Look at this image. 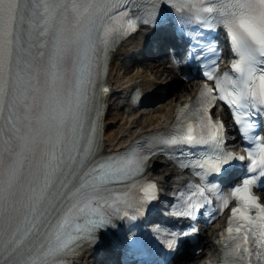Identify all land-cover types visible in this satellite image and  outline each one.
Returning a JSON list of instances; mask_svg holds the SVG:
<instances>
[{
  "label": "snow or ice",
  "instance_id": "1",
  "mask_svg": "<svg viewBox=\"0 0 264 264\" xmlns=\"http://www.w3.org/2000/svg\"><path fill=\"white\" fill-rule=\"evenodd\" d=\"M164 4L179 13L192 11L185 0H0V264H72L70 258L98 245L102 233H119L117 220L138 217L123 210L132 207L127 193L112 194L134 187L158 151L210 144L215 154L191 166L201 171L210 166L214 173L245 161L222 150L225 125L214 121L210 111L219 100L245 114L234 123L243 125L246 134L255 127L254 117L264 121V0H215L198 10L214 13L203 18L209 29L217 23L226 28L235 75H214L215 62L203 73L215 86L206 84L199 93L186 127L178 123L169 137L158 133L143 144L102 154L97 133L103 98L110 91L103 81L108 57L138 24H158ZM188 108L185 104L180 113ZM248 138L258 148V160L248 153L253 171L261 169L264 176V139ZM254 180L245 179L231 192L243 204L231 209L226 229L235 244L226 255H235L237 264L253 251L256 264H264V203L249 190ZM154 189V182L140 189V208L157 199ZM196 189L186 202L181 199L173 215L195 221L204 207L197 197L210 203L205 189ZM196 232L194 223L171 232L167 248L177 249L181 239ZM123 242L133 251L139 234L129 228Z\"/></svg>",
  "mask_w": 264,
  "mask_h": 264
},
{
  "label": "bare ground",
  "instance_id": "2",
  "mask_svg": "<svg viewBox=\"0 0 264 264\" xmlns=\"http://www.w3.org/2000/svg\"><path fill=\"white\" fill-rule=\"evenodd\" d=\"M132 44L135 45V42L130 41V43H126L122 48H120L113 61L112 77L115 81L114 90L116 94L111 100L112 107L108 112V118L106 120V139L108 150H115L124 146L126 141L142 132L168 125L174 118L177 103L181 102L184 97L195 92V84L187 83L182 85L179 83L177 85L178 87H176L174 86L176 81L168 80L171 82V87L173 89L177 90V88H179L180 91H174V96L170 95L167 97L168 99L165 98L163 100L165 101L167 99L164 103H158L154 111L148 112L144 116V119L140 120L138 116L133 113L127 115L122 114L120 111L122 108L119 106L121 101L118 100V98L120 95L125 94L132 83H140L145 89L149 90L153 88L155 84L166 81L168 77H165L162 71H167L168 67L162 69L155 63H151L149 67H138L136 69L128 67L127 73L125 74L126 71H122L125 68L123 63L125 64L127 54H134V52H132ZM152 160L156 168L163 166V163L160 162L162 160L159 157L154 156ZM158 177L164 181V176L162 174H158ZM169 177L170 176H167L166 178ZM204 244L208 248L206 251L204 250V252H202V254L199 256H202L201 258H203L205 255H207L211 258L213 254H209V250H211L214 245V239L206 236V238H204ZM207 256H205L203 259H205ZM196 261V264H204L203 260L201 261L200 259H197ZM187 264L193 263L188 262Z\"/></svg>",
  "mask_w": 264,
  "mask_h": 264
},
{
  "label": "rangeland",
  "instance_id": "3",
  "mask_svg": "<svg viewBox=\"0 0 264 264\" xmlns=\"http://www.w3.org/2000/svg\"><path fill=\"white\" fill-rule=\"evenodd\" d=\"M168 97H169V96H168ZM167 99H168V98H167ZM167 99H166V100H167ZM166 100H165V101H166ZM165 101H163V103H164ZM142 117H143V116H142Z\"/></svg>",
  "mask_w": 264,
  "mask_h": 264
}]
</instances>
